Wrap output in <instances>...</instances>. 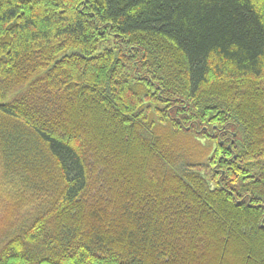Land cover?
Returning a JSON list of instances; mask_svg holds the SVG:
<instances>
[{"label": "trees", "instance_id": "1", "mask_svg": "<svg viewBox=\"0 0 264 264\" xmlns=\"http://www.w3.org/2000/svg\"><path fill=\"white\" fill-rule=\"evenodd\" d=\"M262 84L264 0H0V264H264Z\"/></svg>", "mask_w": 264, "mask_h": 264}, {"label": "rangeland", "instance_id": "2", "mask_svg": "<svg viewBox=\"0 0 264 264\" xmlns=\"http://www.w3.org/2000/svg\"><path fill=\"white\" fill-rule=\"evenodd\" d=\"M261 86L263 87L264 85L262 84ZM201 142L205 144L206 140H202ZM210 186L213 188L211 184ZM33 187L29 188L21 180H8L2 178L0 175V196L5 197L3 203H5L8 209H11L7 216L0 218V242L10 232L9 230L12 228L11 223L15 226L20 225L22 221L31 216L32 212L38 209L37 205L44 202L43 193H36Z\"/></svg>", "mask_w": 264, "mask_h": 264}]
</instances>
